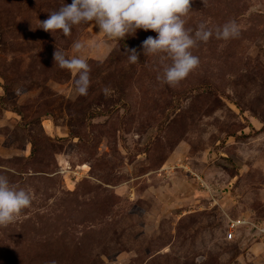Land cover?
Masks as SVG:
<instances>
[{"label":"rangeland","instance_id":"rangeland-1","mask_svg":"<svg viewBox=\"0 0 264 264\" xmlns=\"http://www.w3.org/2000/svg\"><path fill=\"white\" fill-rule=\"evenodd\" d=\"M62 3L0 0V175L31 193L0 264H264V0H191L185 28L213 36L175 85L166 53L143 54L153 30L40 28ZM77 41L87 95L53 59Z\"/></svg>","mask_w":264,"mask_h":264},{"label":"clouds","instance_id":"clouds-1","mask_svg":"<svg viewBox=\"0 0 264 264\" xmlns=\"http://www.w3.org/2000/svg\"><path fill=\"white\" fill-rule=\"evenodd\" d=\"M191 0H71L40 21V28L54 32L60 30L65 36L72 27L92 22L109 39L122 40L126 35H135L137 29L153 30L156 37L148 36L142 41L143 54L166 53L171 63L164 67L162 80L175 85L184 80L198 67L199 57L190 51L198 41L207 42L213 36V29L201 23L194 36L185 28L184 17L190 10ZM217 39H230L239 35L236 22L229 21L216 27ZM85 47L77 41L71 57L60 50L53 54L54 62L60 68L77 74L74 90L77 95H87L90 86V68L86 58L79 53ZM128 61L136 63L135 48L126 49ZM31 205V193L12 184L7 176L0 175V226L14 221L15 217Z\"/></svg>","mask_w":264,"mask_h":264},{"label":"built area","instance_id":"built-area-1","mask_svg":"<svg viewBox=\"0 0 264 264\" xmlns=\"http://www.w3.org/2000/svg\"><path fill=\"white\" fill-rule=\"evenodd\" d=\"M233 233L232 232H229V237H232Z\"/></svg>","mask_w":264,"mask_h":264}]
</instances>
